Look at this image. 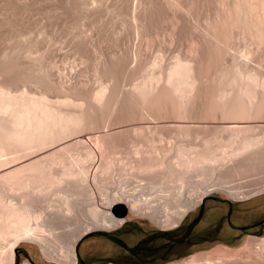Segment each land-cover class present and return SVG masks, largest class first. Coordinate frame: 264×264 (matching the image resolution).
<instances>
[{
    "label": "bare ground",
    "instance_id": "obj_1",
    "mask_svg": "<svg viewBox=\"0 0 264 264\" xmlns=\"http://www.w3.org/2000/svg\"><path fill=\"white\" fill-rule=\"evenodd\" d=\"M51 1L50 17L76 24L74 49L84 57L95 43L84 36L85 29L79 31L81 19L92 31L97 29L99 45L105 41L119 46L128 36L137 43L111 55L100 45L103 56L96 57L92 75L99 81L97 88L86 86L84 75L85 85L69 81L64 86L61 79L51 83L49 72H37L41 62L29 66L27 54L22 59L27 64L22 63L19 55L29 54L33 46L38 52L44 39L35 41L39 45L27 44L28 51L22 48L15 57H0V166L8 165L12 153L17 158L14 154L10 161H20L0 173V264H13L14 249L22 241L37 244L47 259L74 264L77 244L92 231H112L139 218L176 227L210 193L234 199L264 193V176L253 184L242 180L244 186L236 182L264 172V0H112L109 5L107 0ZM108 12L114 16L110 27L103 20ZM10 22L7 27L12 28ZM155 45L164 58L145 59L140 51ZM41 53L40 61L46 56ZM35 55L30 58L38 59ZM26 82L40 91L18 90ZM52 90L57 98L49 95ZM116 182L121 183L117 189ZM85 201L90 213H83ZM116 204L128 208L126 217L112 212ZM250 244L257 257L232 264H260L264 238L252 237ZM224 247L213 252L219 259H231L235 252ZM209 253L191 260L198 264Z\"/></svg>",
    "mask_w": 264,
    "mask_h": 264
},
{
    "label": "rangeland",
    "instance_id": "obj_2",
    "mask_svg": "<svg viewBox=\"0 0 264 264\" xmlns=\"http://www.w3.org/2000/svg\"><path fill=\"white\" fill-rule=\"evenodd\" d=\"M2 1H4V3H6V5H4V3L2 4ZM6 1L7 2L10 1V3H7ZM6 1L5 0H0V6L2 5V7H0V10H1L0 11V14H1L0 15V27H1V22L4 20V22L2 24H4V23H6V24H5V26H2V27L3 28L6 27V28L4 30H3V28H1V30L5 31V34H7V35H4V33H2L3 31L0 30L1 31V35L3 34L2 36L0 35L1 36L0 40L2 38V41H0V43H2V45H3V47H1L2 45H0V53H1L0 57L4 56L3 57L4 59L5 58H9V57H11L13 55L15 57L18 54L22 53V50H21L22 48H24V50H26V52L28 51L27 47H29V46L27 44H29V43L30 44L31 43L34 44L35 41H38V43H39V42L43 41V39H44V41L40 43V47L37 49V51L40 52V53H41V50L45 51V52L43 51L41 53L42 55L43 54L44 55L46 54V56L48 55L47 57L44 56V59H43V56L42 57L40 56V59H42V61L39 60V57H38L39 55L37 54L38 52H36V50H35L36 49L35 46H33L34 47L33 51H32L33 47L31 49L29 47V54L28 53L24 54V52H25L24 51L22 53V55L21 54L19 55V56H22V57H19V58H21L20 60L22 61V63H26L27 60L30 59L29 66L34 65V64L36 65V64H39L41 62L40 63L41 68H40L39 65H36L39 68V69L37 68V70H38L37 72H39L41 69L42 70L44 69V71L49 72V74H50V77H49L50 82H51L52 79H53L52 80L53 83H55L58 79L59 80L61 79V82H64V83L68 82L67 84L66 83L65 84L62 83L64 86H67L70 83H73L75 81L81 82L82 85H85V82H86L87 83L86 86L92 88V86L94 85L93 87L97 88L98 86H100V84H98V86H96L97 83H99V81L97 82L96 81V80H98L97 77H93V76H96L95 75L96 74L95 67H96V65L98 63V59H99V57L101 58V56H103V54H101V52H99L100 50H98V49H102L101 51L103 52L104 48H102V47L106 46L107 48L106 47L105 48L107 50L104 49V51H105L104 54L105 55H111V54H113L115 52L116 53L118 51L120 52V50L123 51L122 49L126 50L128 47H129L128 49L136 47L135 44L137 43V39L135 37H132V36H128L126 38L125 44H121L119 46H114L113 44L109 45V44H111L109 42L105 43V41H103V44L102 45L100 44L102 46L101 47L99 45L100 40H97L98 39L97 36H99L97 31H96L97 29L92 31L93 26L92 25L90 26V24L87 22V20H82L81 19L82 20V21L80 20L81 24L80 25H79V23L77 24V25L80 26V27L78 26L79 27V31L82 30V32L84 33V31L86 30L85 33H84L85 35L84 34H82V35H84L87 39L90 37L89 38L90 42L92 41L91 42L92 44L95 43L93 45L94 47H92L93 50H92L90 56L89 55L85 56V57H88L87 61H86L85 60L86 58L84 56L80 55L79 52L74 49L75 48L74 47L75 46V42H74L75 38H73L74 37L73 35H74L75 32H73V31H74L75 28H76L75 29L76 33H78V30H77L78 28L76 27V24L73 25L71 23V21L69 23L66 20H63L62 17L58 16L57 14H56L57 17L55 16V14H52L54 16L50 17L51 15L49 14V12H50V9H51L50 6L53 5L52 1L50 2V0H48L50 3H52V4H49V2L47 0H45V2L47 1L46 2L47 6L42 4V2H44V1H41V0H29L28 1V2H30L29 4L28 3L25 4L27 2L25 0H23L24 3L21 2L22 0L20 1V3H17L19 1L15 2L16 0H6ZM31 1H32L33 4H31ZM39 1H41V2L39 3ZM108 1H110V2H108ZM107 2H108V5H109V3L111 4L112 0L105 1V3H107ZM22 3L24 4L23 7H25V9L23 7H19V9H18V6H22ZM47 3L49 4V6H48ZM14 4L18 5V6H16L17 8H15ZM38 4H41V7L38 6ZM26 5L28 7L30 6L29 8H30V12L31 13L29 12V9H28V7ZM37 6L39 7V9L40 8H42V9L44 8L43 10L46 11V14L44 15L43 14L44 11L41 9L43 12L42 11H39V12L40 13L42 12V16H39L41 14L38 12L39 9L37 8ZM44 6L47 7V9ZM1 8L4 9V12L2 11ZM21 8H23V9H21ZM13 9H15V10L18 9L19 11L16 12L17 10L16 11L14 10L12 12V14H13L12 15L9 12H11V10H13ZM48 10H49V12H47ZM27 11L29 13H27ZM1 12H3V13H1ZM20 12H21V14H20ZM24 13L25 14L27 13V14L25 15ZM47 14H49V16ZM104 14H107L109 19L106 18L107 20L106 19H103V20H105L107 22V23L105 22V24H107V26L110 27L111 21L114 18V16H111L112 15L111 12L104 13ZM20 15H21V17H18ZM33 15L36 18H33L34 17ZM5 16H8V21L7 22H5L7 20V18ZM10 16H12V17H10ZM26 16H27V18H26ZM29 17L31 19H33V21ZM104 17H106V15ZM5 18H6V20H5ZM22 18H24V19H22ZM42 18H44V19H42ZM52 18H53L54 25H51L53 23H51L52 21L51 22L49 21L50 19L52 20ZM54 18H55V20H54ZM59 18L62 19L61 22L58 21ZM11 19L14 20V23H13V21L10 22ZM16 19H18V22H16V24H15V21H17ZM20 19H21V21H20ZM46 19L49 21V23H48V21H46ZM43 20H44V22H43ZM8 22H10V24H12V23L14 24L13 27H14V29L16 31L13 30V27L11 28L10 25H9L10 27L9 26L7 27ZM30 22H31V24L29 26ZM37 22H38V24H37ZM58 22L60 24H58ZM65 23H67V25ZM40 24L43 25L44 27L41 26ZM16 25L19 26V27H17V29L15 28ZM26 25L29 26V27H27ZM48 25L52 26V27H49L52 30L51 29L47 30ZM58 25H60V26H58ZM32 26L34 28H32ZM45 26H46V28H45ZM73 26H75V28ZM28 28H29L30 31H28ZM42 28H45L44 31L46 30L45 31L46 33L42 30ZM9 29H10V31H9L10 34H8V32H7V30H9ZM11 29H12L13 33L14 32L17 33L16 37H15V35H16L15 33H14V35L12 34ZM25 29H26V31H25ZM35 29L38 30V33L36 32ZM69 29H73L72 32H70L71 30H69ZM83 29H85V30H83ZM34 30H35V32H33ZM63 30L64 31L67 30L68 32L67 31L64 32ZM90 30L93 32V38L92 39H91L92 35H91V31ZM59 31H60V34H59ZM69 32H70V34H69ZM94 32L96 34H94ZM21 33H23V34H21ZM72 33H73V35H72ZM89 33H90L91 36L89 35ZM11 34H12V36H11ZM27 34H29V36L31 34L32 37L30 36V38L32 40L29 38V36ZM86 34H87L88 37L86 36ZM35 35H37L38 37L35 36ZM41 35H43V36H41ZM44 35H46V36H44ZM61 35H63V37ZM95 35H97L96 36L97 38L95 37ZM4 36H8V37L5 38ZM12 37H15V38H18V39L14 40L15 39L14 38V39L11 40ZM20 37H22V38H20ZM35 37H37V38H35ZM3 38L5 40L4 43L5 42L7 43L6 39L9 38L11 40V43H10V41H9V43H7L8 47L12 46L11 48H14L13 45H15V49L16 50L11 49V48H7V46H4L6 44H3ZM134 38L136 39V41H135ZM9 39H7V40H9ZM129 40H130V42H128ZM13 41H14V44L12 45ZM55 41L58 42V43H55ZM63 41H64V44H63ZM96 41H98V42L96 43ZM38 43H36V44L39 45ZM72 43L74 44L73 46H72ZM20 44H21V46H19ZM46 44L48 46L47 49H46ZM70 44H71L72 47L69 46ZM92 44H91V46H92ZM97 44H98V46H97ZM129 44H130V46H129ZM26 45H27V47H26ZM103 45H105V46H103ZM108 45H109V49H108ZM121 46H122V49H121ZM68 47H71V48L68 49ZM95 47H97V50H96ZM157 47H158V45L157 46L155 45V47L152 48V49L143 47V48H145V50L147 49V51H146L147 53H145V50L144 51L142 50V52H144L145 54L142 53L141 51H140V53L143 54L142 55L143 57L145 55V57H146V58L144 57L145 59H149V60L151 59V61L154 60V59H157V58L158 59L164 58V57H162L163 53L161 54V52L159 51V49ZM3 49H4V51L6 50L7 52H8V49H10V51H9L10 53H11L12 50H14L12 52H15V53H11L10 54L8 52L9 54L6 55L5 54L6 52H5L4 55H3L2 54L3 51L1 52V50H3ZM50 49H51V51H50ZM94 49H95V51L99 52L98 53L99 55L97 54V52L94 51ZM70 50H71V52H69ZM73 50L76 51V52H73ZM109 50H110V53L107 52ZM30 51L31 52H36V55L34 53L32 55H35V56L38 55L37 56L38 59H35L34 57L30 58V56H32V55H30L31 54ZM150 51H151V53H150ZM106 52H107V54H106ZM111 52H113V53H111ZM159 52H160L161 56H159ZM156 53H157V55H155ZM26 54H27V58L28 59L27 60H22L24 58V56H26ZM5 55H6V57H5ZM166 55L167 54L165 53V56ZM81 56H82V58H80V59H82V60H79V57H81ZM45 57H46V59H45ZM33 58L35 59V61H32ZM4 59L0 58V60H1L0 62H2ZM83 60H85L87 63L88 62H90V63L87 64ZM81 61L84 62V64L81 63ZM31 62H33V64H31ZM28 63H29V61H28ZM35 65L33 66V68H35ZM82 67L83 68L85 67V69L82 70ZM78 69H80V71ZM87 70H88V72H87ZM35 71H36V69H35ZM81 71H82V73H81ZM47 72H45V73H47ZM86 72H87V74H86ZM77 74H79L80 76L77 75ZM85 74H86V77H85ZM58 75H61L62 78H61V76H58ZM74 75H75V78H74ZM81 75L82 76L84 75L83 78H84L85 82H83L84 81L83 79L81 80V77H82ZM55 76H57V77H55ZM94 78H96V79L94 80ZM69 81H70V83H69ZM88 83H91V85H88ZM94 83H96V84H94ZM21 85H23V84H21ZM33 85H34V87L36 86L35 84H32V83L29 84L28 82H26V84L23 85V86H20V88H18V90L19 89L21 91H23V90L24 91L31 90V91H34V92L35 91L36 92L40 91V89H37V86L35 87L37 89L36 90L33 87ZM127 86L130 87L129 83H128V85L126 84V88H127ZM31 87H33V88H31ZM21 88H23V89H21ZM48 93H50L49 95L51 97H53V98H57V96H59V95H57L58 93L56 94V92L54 90L49 91ZM14 154H15V157L17 158V153H12V155L10 154L11 156L9 157V161H8V163H6L8 165H5V166L3 165L4 167L0 166L1 167L0 168V173H2L1 171L8 172L9 170L17 167L20 164V161H18V160L15 161V163L10 161L11 157L15 158ZM4 158H8V156L4 157ZM260 173H262V172H259V174ZM257 175L258 174H256V176ZM256 176H254V177L252 176L251 179H250V177H251L250 176L249 178L248 177H246V178L244 177V178H238L237 180L236 179L235 180H236V182H238V181L242 182V180L244 182L246 181L245 182L246 184H248L251 181L249 184H253L254 180H255V182H258L259 180H263L264 179L262 177V176H264V172L262 173V175L261 174L258 175L259 177L258 176L256 177ZM261 177L263 179H261ZM239 182H238V184L237 183L236 184L237 185H239V184L241 185V183H239ZM244 182H242L243 186L246 185V184H244ZM232 183H234V182H232ZM119 185H121V183L116 182V184L114 185V188L117 189L118 187H120ZM14 198L17 199L18 197L15 196ZM203 202H205L204 208H205L207 213H210V212L213 211L215 213L216 218H221V217L225 218L224 230H223V232L220 235L222 240L214 242V243L201 244V245H198V246H195V247H192V248H187L186 245H183V246H181L180 250L188 251V252H186V253H182V252L171 253L169 256H167L165 258V260L158 261L157 263H153L152 260L154 258H160L161 254L165 253L167 251V249L171 246L170 244H171V241H172V237L179 238L178 240H180L182 238L181 236H183L184 230L187 228L188 224L193 220V218L197 214V212H198V210L201 207ZM203 202L200 203L198 206L194 207L192 210H190L186 214V216L183 218V220L179 223V225L176 226V227H174V225H172V224H168V226L165 225V226H161L160 227V225H157V224L153 223L151 220L139 218V219H135V220L129 221V222L125 223L124 225H122L121 227H119V228H117L115 230H112V231H107V230H95V231H92L89 234L84 235V237H82L80 239L79 243L77 244V247H76L77 262H75L74 264H118V263H116L114 261V259H120V258H126L128 260H133L134 259V260L139 261L140 264H197V262H194V261L191 260V257L192 256L193 257L194 256H198L199 254H204V253L208 254L209 252H210L209 255L206 256V257L203 256L204 258L201 259L199 261L200 263L198 262V264H205L207 262H210V263H213V264H232L231 260L233 262H235V259H237V260H240L241 258H243V259H247V258L248 259L249 258L254 259L255 257H257L256 253L253 252V250H254L253 246H252L253 244H250V241H251L252 237L264 238V193H259V194H256L254 196H251V197H248V198H245V199H234V198L228 196L225 193L213 192V193L208 194L204 198ZM82 204H83V206H82L83 210L86 207L85 210H84L85 212L82 210L83 213H86V212L88 213V211L91 209V207L89 206V202L85 201ZM87 208H89V209H87ZM229 209H231L233 211V216H232L231 222L228 224L226 222V219L229 217ZM90 212L91 211H89V213ZM84 215H86V214H84ZM90 215H92V213ZM90 215L88 214L87 216H90ZM87 216H85V217H87ZM254 222H263V223L260 224V225L255 226L253 229H250L244 235H241L240 231L233 230V227H232L233 225H236V224L245 225V224H251V223H254ZM162 234H167V235L164 236L165 238H163ZM236 234H238V235L240 234V235L238 237H235L234 235H236ZM116 237H119L130 248H133L137 243H139L142 240L147 238L151 242L150 245H149L150 251L147 252V253L141 252L137 257H132L131 255H129L126 252H124L116 244V240H115ZM221 247L222 248L224 247L225 249L227 248L228 250L234 251L235 255L230 257L231 259H226V260H229V261H226L224 258L223 259H219L220 256H218L213 251L214 250L216 251L217 249H219ZM14 254L15 255H14V258H13V260H14L13 264H60V263L56 262L53 259H47V257L43 256L39 246H37V244H35L34 242H30V241H28V242L27 241L20 242L19 245L14 249ZM258 260L260 261V264H264V259L263 258L259 257ZM210 263H208V264H210ZM131 264H133V263H131Z\"/></svg>",
    "mask_w": 264,
    "mask_h": 264
},
{
    "label": "flooded vegetation",
    "instance_id": "obj_3",
    "mask_svg": "<svg viewBox=\"0 0 264 264\" xmlns=\"http://www.w3.org/2000/svg\"><path fill=\"white\" fill-rule=\"evenodd\" d=\"M204 200V199H203ZM202 200V202H203ZM201 202V203H202ZM205 202L202 203L197 214L193 220L188 224L187 228L184 230L183 236L180 240L179 238L172 237L171 246L167 251L161 254L160 258H154L153 263L158 261H163L171 253H186L188 251L180 250L181 246L186 245L187 248H192L201 244L214 243L221 239V233L224 230L225 218H216L215 213L212 211L207 213L204 208ZM233 211L229 209V217L226 219V222L229 224L232 220ZM263 222H254L251 224L245 225H233V230L240 231L241 235H244L250 229H253L255 226L262 224ZM167 234H162L163 238ZM240 235V234H239ZM238 234L234 235L235 237L239 236ZM116 244L127 254L132 257H137L141 252L147 253L150 251V240L147 238L137 243L133 248H130L126 245L119 237L115 238ZM169 240V239H168ZM118 264H140L137 260H128L126 258L114 259ZM130 263V264H131Z\"/></svg>",
    "mask_w": 264,
    "mask_h": 264
},
{
    "label": "water",
    "instance_id": "obj_4",
    "mask_svg": "<svg viewBox=\"0 0 264 264\" xmlns=\"http://www.w3.org/2000/svg\"><path fill=\"white\" fill-rule=\"evenodd\" d=\"M112 212L120 218L126 217L128 215V208L124 204H116L112 208Z\"/></svg>",
    "mask_w": 264,
    "mask_h": 264
}]
</instances>
